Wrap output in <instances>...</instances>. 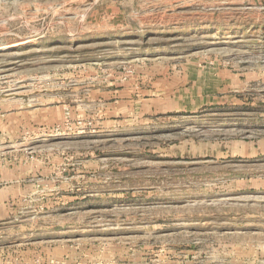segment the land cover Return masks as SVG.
I'll list each match as a JSON object with an SVG mask.
<instances>
[{
  "label": "rangeland",
  "instance_id": "374dc122",
  "mask_svg": "<svg viewBox=\"0 0 264 264\" xmlns=\"http://www.w3.org/2000/svg\"><path fill=\"white\" fill-rule=\"evenodd\" d=\"M0 264H264V0H0Z\"/></svg>",
  "mask_w": 264,
  "mask_h": 264
}]
</instances>
